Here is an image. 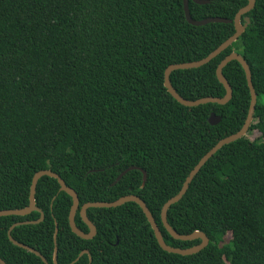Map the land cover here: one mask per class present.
Here are the masks:
<instances>
[{"label":"trees","instance_id":"1","mask_svg":"<svg viewBox=\"0 0 264 264\" xmlns=\"http://www.w3.org/2000/svg\"><path fill=\"white\" fill-rule=\"evenodd\" d=\"M189 1L194 20H234L248 0ZM244 34L208 64L171 74L186 100L223 98L217 68L236 52L249 64L258 95L249 134L224 146L202 168L187 194L168 212L181 235L203 232L201 252L164 251L135 203L92 208V240L72 232V198L56 179L43 177L36 192L45 215L12 237L55 264H264V0L243 16ZM236 32L234 24L193 26L184 0H0V211L27 208L34 176L51 170L76 191L80 206L136 195L149 208L165 242L191 248L165 229L163 206L179 194L190 172L221 140L239 132L251 94L237 61L223 70L233 89L226 105L185 107L165 87L171 65L203 60ZM211 114L221 118L215 126ZM132 170L118 183V177ZM28 216L0 218V258L6 264H45L8 236ZM77 226L89 232L80 215ZM232 239L225 241L226 236ZM88 251L78 262L80 254Z\"/></svg>","mask_w":264,"mask_h":264},{"label":"water","instance_id":"2","mask_svg":"<svg viewBox=\"0 0 264 264\" xmlns=\"http://www.w3.org/2000/svg\"><path fill=\"white\" fill-rule=\"evenodd\" d=\"M189 1L190 0H184L185 16H186V20L189 24H191L193 26H206V25L212 24V23L234 24L236 32L231 38H229L227 41H225L223 44H221L215 51H213L208 57L204 58L203 60H200L197 62H192V63L176 64V65L169 66L165 72V87L168 90L169 94H171V96L176 101H178L181 105H183L185 107H189V108L199 107V106L206 105V104H218V105H222V106L228 104L233 98V89H232L230 83L228 82V80L225 78V76L223 74V70L229 63H231L233 61L239 62L241 64L242 68L244 69L245 74H246V78H247V82H248V86L250 89V94H251V103H250L249 113H248L247 119H246L245 124L243 125L242 129L239 132H237L236 134H233L227 138H224L214 148H212L200 160V162L194 167V169L190 172V175L187 177L186 181L184 182V185H183L181 191L179 192V194L176 195L175 197H173L172 199H170L163 206L162 213H161V219H162V223H163L166 231L176 240H180V241H184V242L201 240V244L194 246V247H191V248H186V249L174 248L172 246H169L165 242L162 231L159 228L155 218L153 217V215L150 212L149 208L147 207L146 203L136 195L125 196V197L118 199L115 202H92V203L90 202V203H87L81 207L80 206V200H79V197H78L76 191L73 190L72 188L68 187L66 182L61 178L60 175L52 172L51 170H42V171L36 173V175L33 178L32 185H31V191H30V204L27 208L18 209V210H2V211H0V218L10 217V216L25 217V216L30 215L33 212H39L41 214V218L37 221L17 223L11 227V229L8 232V236H9L10 241L14 245H16L20 248H23L29 252H32L33 254H35L36 256L41 258L45 264H49L47 259H45L41 253H39L38 251H36L35 249H33L27 245H24V244L17 242L12 237V231L14 228H16L18 226H23V225H37L44 220L45 215H44L43 211L37 207V203H36L37 185H38L39 180L43 177H49V178L56 179L60 185V192H65L66 194H68L72 198L73 205L71 207V211H70V215H69V223H70V227L72 229V232L75 235H77L79 238H82L84 240H92L97 235V228L89 220L88 215H87L89 209H92V208L110 209V208L121 207L127 203H135V204L139 205L140 208L143 210L146 218L148 219V222L150 223V225L154 231L155 237H156L159 245L161 246V248L164 251L171 253V254H176V255H181V256H189V255H194V254L201 252L202 250H204L209 245L210 240L207 237V235L203 232L196 231V232L189 234V235H181V234L177 233L171 227V225L168 222V212L173 205L177 204L178 202H180L183 199V197L187 194V192L190 188V185L192 184V182L194 181L196 176L200 173V171L206 165V163L219 150H221L226 145H229V144L234 143V142H236V141H238L244 137H247V134L249 133L250 127L254 121L255 110H256V106H257V102H258V95H257L255 88H254V85H253L252 71H251L249 64L241 55H239L236 52L227 56L217 68V78H218L219 82L226 89V95L223 98L208 97V98H202V99L195 100V101L186 100L182 96H180L178 94V92L174 89V87L171 83V80H170V76L173 72L178 71V70L196 69V68H200V67L208 64L214 58L219 56L222 52L227 50L233 43L237 42L238 39L244 34V32L246 31V29L248 28V26L250 24V18L249 17H245V24L242 23V18H243V16L247 15L249 12H251L255 8L256 0H248V5L238 12V14L236 15L234 20H229V19H225V18H208V19L201 20V21L194 20L193 17L191 16L190 9H189ZM192 1L198 5H206V4L210 3L209 0H192ZM220 122H221V118L219 116H216L215 114H211V117L209 119V123L212 126H215V125L219 124ZM137 169L143 172L144 179H143L142 187H144L146 184V181H147V173L144 170L137 168V167H131V168L127 169L125 172H123L118 177V179L115 183H118L128 172H130L132 170H137ZM78 214L80 215L84 224L87 225V227L89 229L88 233H85L84 231H82L77 226L76 217ZM57 234H58V225H56V232H55V238H54L55 239V255H54L55 264H57V253H58ZM85 254H89L88 251L82 252L80 254V256L77 258V260L74 261L73 263L78 262L81 259V257H83V255H85ZM91 263H92V259H90V264ZM0 264H6V262L0 258Z\"/></svg>","mask_w":264,"mask_h":264},{"label":"rangeland","instance_id":"3","mask_svg":"<svg viewBox=\"0 0 264 264\" xmlns=\"http://www.w3.org/2000/svg\"><path fill=\"white\" fill-rule=\"evenodd\" d=\"M261 136V134L259 133V132H257V131H255V132H253V133H248L247 134V137L248 138H250L251 140H254V139H257V138H259ZM232 239V236L231 235H228V236H226V239H225V241L226 242H228V241H230Z\"/></svg>","mask_w":264,"mask_h":264}]
</instances>
